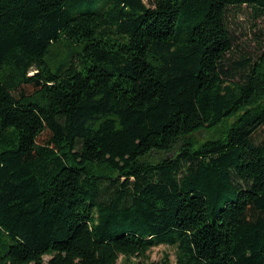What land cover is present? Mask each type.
Returning <instances> with one entry per match:
<instances>
[{"label": "trees", "instance_id": "trees-1", "mask_svg": "<svg viewBox=\"0 0 264 264\" xmlns=\"http://www.w3.org/2000/svg\"><path fill=\"white\" fill-rule=\"evenodd\" d=\"M242 7L264 19V0H0V264L160 245L174 262L145 264H264V51L232 60Z\"/></svg>", "mask_w": 264, "mask_h": 264}, {"label": "rangeland", "instance_id": "rangeland-1", "mask_svg": "<svg viewBox=\"0 0 264 264\" xmlns=\"http://www.w3.org/2000/svg\"><path fill=\"white\" fill-rule=\"evenodd\" d=\"M229 21L235 29V37L232 49V60L246 56L250 59H256L264 51V19L255 18L251 10L242 7L241 9H232L229 12ZM59 54H55V57ZM31 74V73H30ZM218 133L201 132L197 134L199 141L203 142L208 138L217 137ZM174 248L166 245H160L152 248L147 253V260L141 261L137 258H125L119 256L115 264H142L155 263L160 261L163 255L168 254L169 260L174 262Z\"/></svg>", "mask_w": 264, "mask_h": 264}]
</instances>
